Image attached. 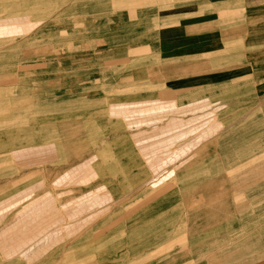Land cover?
<instances>
[{"label":"crops","instance_id":"obj_1","mask_svg":"<svg viewBox=\"0 0 264 264\" xmlns=\"http://www.w3.org/2000/svg\"><path fill=\"white\" fill-rule=\"evenodd\" d=\"M91 1L98 72L68 83L65 119L18 125L1 258L264 264V0Z\"/></svg>","mask_w":264,"mask_h":264},{"label":"rangeland","instance_id":"obj_2","mask_svg":"<svg viewBox=\"0 0 264 264\" xmlns=\"http://www.w3.org/2000/svg\"><path fill=\"white\" fill-rule=\"evenodd\" d=\"M86 5L92 11L91 16L84 9L83 0H0V110L10 108L11 134L10 147H4L2 137L6 131L0 128V200L11 197L18 204L20 196L16 195L15 199V194L25 186L19 184L24 169H20L12 156L21 146L19 139L25 133L18 128L20 122H33L39 113H43L44 123L65 119L68 83H79L82 90V81L88 77L83 71L91 75L98 72L99 35L95 31L98 3L91 1ZM89 42L94 48L84 50L89 48ZM28 137H33V131ZM9 153L11 161H3ZM3 177L7 179L2 180ZM226 182L220 179V184ZM91 229L98 234L97 227ZM78 245L76 242V250L81 249ZM66 248L67 245L59 248L39 264H83L81 257L71 262ZM91 261L97 264L98 258ZM0 264L27 263L5 261L0 256Z\"/></svg>","mask_w":264,"mask_h":264}]
</instances>
